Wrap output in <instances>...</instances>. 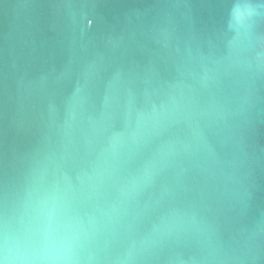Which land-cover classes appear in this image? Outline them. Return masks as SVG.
<instances>
[{
  "label": "water",
  "instance_id": "95a60500",
  "mask_svg": "<svg viewBox=\"0 0 264 264\" xmlns=\"http://www.w3.org/2000/svg\"><path fill=\"white\" fill-rule=\"evenodd\" d=\"M0 261L264 264V0H0Z\"/></svg>",
  "mask_w": 264,
  "mask_h": 264
},
{
  "label": "snow or ice",
  "instance_id": "6c2138e0",
  "mask_svg": "<svg viewBox=\"0 0 264 264\" xmlns=\"http://www.w3.org/2000/svg\"><path fill=\"white\" fill-rule=\"evenodd\" d=\"M246 14V11L237 10L235 13V18L237 21H241ZM120 142L119 137L114 138V144H118Z\"/></svg>",
  "mask_w": 264,
  "mask_h": 264
},
{
  "label": "clouds",
  "instance_id": "9594fccd",
  "mask_svg": "<svg viewBox=\"0 0 264 264\" xmlns=\"http://www.w3.org/2000/svg\"><path fill=\"white\" fill-rule=\"evenodd\" d=\"M57 258H59V257H57ZM0 264H3V262H2V261H0Z\"/></svg>",
  "mask_w": 264,
  "mask_h": 264
}]
</instances>
